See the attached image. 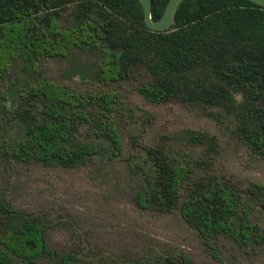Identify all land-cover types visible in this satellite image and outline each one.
<instances>
[{"label":"trees","instance_id":"trees-1","mask_svg":"<svg viewBox=\"0 0 264 264\" xmlns=\"http://www.w3.org/2000/svg\"><path fill=\"white\" fill-rule=\"evenodd\" d=\"M169 1L152 0L154 21ZM175 22L150 30L140 0H0V264H192L169 251L128 258L52 247L61 224L7 198L13 172L32 167L98 164L141 210L177 214L206 243L264 250V183L219 172L221 140L207 131L144 141L123 87L213 120L264 160V8L184 0ZM47 61L73 63L70 79L99 90L49 78Z\"/></svg>","mask_w":264,"mask_h":264},{"label":"rangeland","instance_id":"rangeland-1","mask_svg":"<svg viewBox=\"0 0 264 264\" xmlns=\"http://www.w3.org/2000/svg\"><path fill=\"white\" fill-rule=\"evenodd\" d=\"M72 66L67 61H47L43 70L49 78L81 92L99 90L96 85L82 83L78 75L72 81ZM123 87L131 95L136 118L144 128L140 134L144 141L159 142L187 129L207 131L221 140L215 164L219 172L242 184L264 183V160L221 135L213 120L178 105L147 103L131 86ZM99 168L98 164L76 170L20 168L6 186L7 198L18 209L45 213L52 222L61 224L49 236L51 246L58 250L82 245L99 254L128 258L169 251L185 255L192 264H264V250L243 251L232 244L206 243L177 214L141 210L132 192L125 185L115 189L99 174Z\"/></svg>","mask_w":264,"mask_h":264},{"label":"water","instance_id":"water-1","mask_svg":"<svg viewBox=\"0 0 264 264\" xmlns=\"http://www.w3.org/2000/svg\"><path fill=\"white\" fill-rule=\"evenodd\" d=\"M184 0H170L163 16L154 21L152 18V0H140L145 13L146 26L156 32H167L175 25V15ZM264 8V0H249Z\"/></svg>","mask_w":264,"mask_h":264}]
</instances>
